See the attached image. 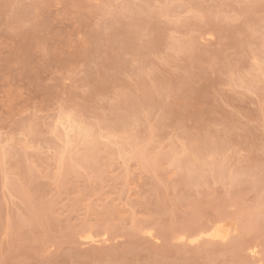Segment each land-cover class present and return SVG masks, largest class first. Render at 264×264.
<instances>
[{
    "label": "rangeland",
    "instance_id": "374dc122",
    "mask_svg": "<svg viewBox=\"0 0 264 264\" xmlns=\"http://www.w3.org/2000/svg\"><path fill=\"white\" fill-rule=\"evenodd\" d=\"M0 264H264V0H0Z\"/></svg>",
    "mask_w": 264,
    "mask_h": 264
},
{
    "label": "bare ground",
    "instance_id": "6f19581e",
    "mask_svg": "<svg viewBox=\"0 0 264 264\" xmlns=\"http://www.w3.org/2000/svg\"><path fill=\"white\" fill-rule=\"evenodd\" d=\"M63 117V118H62ZM62 117H59L58 119H59V121L57 122V123H59L60 125H62L65 129H66V131H67V139L69 138V132L70 131H76L77 129H78V132H79V129H80V132L82 133L83 132V134H84V140H85V142L86 143H88L87 141H89V143H91V144H93L94 142H96V144L95 145H97L98 143H97V138H95V140L96 141H93V138H94V136L93 135H95V134H92V130H91V128H88V130H87V132L89 133H87L86 131H84L83 129H82V127H80L79 125H80V123H78V121L76 120V118L74 117V119H73V116H62ZM78 124V125H77ZM75 127H76V129H75ZM77 127H79V128H77ZM83 128H84V126H83ZM75 129V130H74ZM77 132V133H78ZM90 133H91V135H90ZM91 137H90V136ZM71 139L69 138V141H67L66 140V143H67V145H66V147L68 148V146H69V142H70V145H71ZM87 145L88 144H86V147H87ZM88 147H91L92 149H90V150H88L87 149V151H88V153L90 154L91 152L90 151H92L93 150V154H94V151L95 150H97L98 149V147H97V149L95 148L96 146H94V148L90 145H88ZM95 149V150H94ZM83 150H85V149H83ZM66 151V150H65ZM87 151H85L84 152V156H86L85 154H88L87 153ZM98 151V150H97ZM96 151V152H97ZM135 151V150H134ZM137 152V151H136ZM91 153V154H92ZM88 154V155H89ZM90 154V155H91ZM92 154V155H93ZM97 154V153H96ZM95 154V155H96ZM135 154V153H134ZM133 154V155H134ZM92 155H91V157H92ZM142 155V154H141ZM83 156V155H82ZM93 157H94V155H93ZM143 157V156H142ZM145 157V156H144ZM143 157V158H144ZM81 158V156L79 157V159ZM81 159H83L84 160V162H85V157H83V158H81ZM86 159L88 160L89 159V157L87 156L86 157ZM81 162H82V160H80ZM155 162V161H154ZM153 162V163H154ZM83 163V162H82ZM155 165V164H154ZM229 218V217H228ZM235 218H239V219H237V221L235 220V219H231V220H234V221H236V225L237 226H239V223H241V224H244V222L242 223V222H238V220L240 221L241 220V217L239 216H237V217H235ZM243 218V217H242ZM221 220V219H220ZM222 220H223V218H222ZM219 221V220H218ZM243 221V220H242ZM222 222V221H221ZM221 222H218V223H215V224H213L212 225V223L209 225L210 227H208V225L207 226H205V227H208L207 228V230H202L201 232H200V230L201 229H205L204 227H201V229H199V232H198V234L197 233H193V235H195L194 237V239L195 240H197L198 241V239H200L201 238V236L202 237H208V238H215V239H219V240H225V239H227L229 236H232V235H230L232 232H231V228H230V226H227V225H225V224H223V223H221ZM214 223V222H213ZM235 223V222H234ZM240 224V226L242 227V225ZM212 225V226H211ZM236 225H234V226H236ZM239 226V227H240ZM238 227V228H239ZM235 229H237V228H235ZM84 231V230H83ZM237 231H238V229H237ZM79 232H82V231H79ZM196 232V231H195ZM236 232V231H235ZM94 234V233H93ZM191 234V236H192V233H190ZM189 234V235H190ZM197 234V235H196ZM95 236V235H94ZM85 237L86 238H89V240L90 239H93V236L91 235V233L90 234H86L85 235ZM193 237V236H192ZM177 238V237H176ZM196 238H198V239H196ZM194 239H193V241H194ZM229 239V238H228ZM98 240V239H97ZM211 240H213V239H211ZM191 241V240H190ZM192 241V242H193ZM195 242V241H194ZM249 248V247H248ZM251 248V247H250ZM256 251V250H255ZM255 251H254V253H255ZM256 256V255H255Z\"/></svg>",
    "mask_w": 264,
    "mask_h": 264
}]
</instances>
